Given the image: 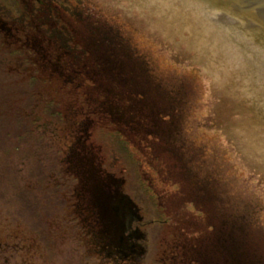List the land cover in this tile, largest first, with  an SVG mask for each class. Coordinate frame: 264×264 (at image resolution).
<instances>
[{"label":"trees","instance_id":"16d2710c","mask_svg":"<svg viewBox=\"0 0 264 264\" xmlns=\"http://www.w3.org/2000/svg\"><path fill=\"white\" fill-rule=\"evenodd\" d=\"M9 4L10 0H0V10ZM12 4L13 17L7 19L12 24L0 15V37L19 68L25 69L19 78L30 91L26 106L33 110L35 101L46 113L54 111L51 119L59 127L60 154L93 157L98 168L109 172L95 134L111 132L118 155L125 161L132 149L144 175L151 174L147 189L140 188L145 195L136 203L142 215H147L142 206L147 199L148 211L157 212L154 218L147 215L157 225V233L150 232L153 264H264V183L234 145L210 128L215 107L208 82L196 81L169 51L119 17L102 16L97 10L90 17L74 14L76 9L67 13L70 7L61 0L45 2L44 7L37 4L32 11L22 0ZM72 21L78 24L72 26ZM21 107L15 118L19 123L20 117L26 138L32 135L28 143L35 145L29 157H36L34 151L44 139L33 129L34 115L21 114ZM65 109L67 113H61ZM37 164L44 165L40 157ZM117 176L129 183L122 174ZM52 194L53 200L46 198L52 215L57 198L71 215L70 237L76 232L81 244H90L97 224L94 209L78 208L72 192ZM187 205L203 217L201 222L193 220L196 226L183 217L184 235L179 240L175 220L186 213ZM163 213L170 216L164 218ZM51 217L61 221L62 209ZM43 229L40 236L48 235V226Z\"/></svg>","mask_w":264,"mask_h":264},{"label":"water","instance_id":"95a60500","mask_svg":"<svg viewBox=\"0 0 264 264\" xmlns=\"http://www.w3.org/2000/svg\"><path fill=\"white\" fill-rule=\"evenodd\" d=\"M84 1L200 68L215 107L210 128L264 182V0Z\"/></svg>","mask_w":264,"mask_h":264},{"label":"rangeland","instance_id":"374dc122","mask_svg":"<svg viewBox=\"0 0 264 264\" xmlns=\"http://www.w3.org/2000/svg\"><path fill=\"white\" fill-rule=\"evenodd\" d=\"M42 1L52 2L55 0ZM61 1L70 7V10L65 11L67 13H71V10L75 9L77 12L74 14L85 13L89 14V17L91 16L90 13H98L90 3L84 0ZM10 3L11 5L9 4V6L13 7L14 4L12 3H14V0H10ZM44 6L45 5H41L40 7ZM11 7H8V9L2 7V10H0V15L6 20H12L13 16L10 13ZM21 7L22 4H18L16 8L21 9ZM8 22L12 24L11 21ZM72 24V26H76L78 22L72 21ZM9 51H11V49L4 44L2 37H0V243L5 242L8 248V246L13 243V237L18 232L21 237L30 236L36 239L33 245L35 249L37 248L39 255L36 254L31 256L33 253L27 254L25 252V256H23L21 254L24 253V251H21L18 255H13L11 253L13 250L7 249L5 251V256L0 252V264H98V259L92 255L90 250V248L95 246L94 241L90 244H86L85 248H83L85 244H81L82 239H75L76 232L73 233L72 239L70 238V228H68L67 233V225L63 218L61 221L52 220V209L48 203H46L47 196L41 186L42 183H46V174L43 173L46 172V168L40 164L34 165V163L38 161L39 157H45V162L48 163L49 159L46 157L50 156V154L56 150L57 146L49 145L46 137L44 140H41L42 144L38 142L36 150L34 151L36 157H29L31 155V148L35 143H28L32 135L26 138L27 134L20 124V117L19 123H17L15 112L22 106L19 111L21 114L34 115L33 119L35 120V125L33 129H35L34 131L38 134L39 138L43 137L44 129H41L40 133L38 132L36 128V122L39 121L38 118H41L43 125H51L54 129L59 127L58 124L51 119V115L54 111H48V113H46L47 110L41 108L35 101L34 103L36 105L33 110H30L31 108L26 106L25 102L28 104L27 97L30 91L28 90L27 83L22 82L19 78V72H23L25 69L19 68L16 64L17 61L9 55ZM189 75L198 82H205L198 66H192ZM57 96L60 97L61 94L57 93ZM34 99L36 100L37 98ZM61 103L63 105V101ZM23 104L25 105L23 106ZM64 112L66 114L67 110L65 109V111L61 113ZM51 121L52 123H50ZM66 124H68L67 119L64 117L63 127H66ZM95 142L97 145L99 144L103 147L102 154L105 158V165L109 170L122 174L129 180L133 179L129 194L136 202H139L137 198L144 194V191H140V188H142L143 185V187L147 189V179L152 178L151 174H149V176L144 175L140 168V161L138 157L135 156L132 149H129L130 158L125 161L124 158H121L120 155L115 152V150L119 152V147L113 146L115 138L114 134H111V132L105 133L104 135L96 133ZM44 144H46L45 150L44 148L42 149ZM57 158L60 162L53 161L58 165L54 172L59 175L61 174L62 177L68 164H66L67 161L62 159L63 156L60 153ZM127 162L129 166L125 164ZM61 167H64V171ZM126 167L127 169H125ZM17 174L19 178L23 175L22 183H20ZM35 180L36 183L38 182L37 188H41V190L35 189L37 192L33 194ZM60 188V184L54 187V191L57 190L56 193L58 195L61 194ZM149 194L152 195L151 193ZM60 205L61 204L57 203V206H54L55 208L58 207L55 209L54 214L59 210V207L63 210ZM148 205L147 199V203L142 205L144 211L147 215L150 213L149 218H154L157 212L153 209L148 211ZM184 209L186 213L183 214L182 217L191 218L192 220L199 219L200 222L202 221L201 218L203 215L195 207L187 205ZM18 215H20V218L17 217ZM168 216H170V214L163 213L164 218ZM18 223L20 224L19 228H17ZM67 224L69 226L72 225L69 220ZM45 225L49 228V234L47 235L44 233V235L40 236V232H45L43 229ZM155 226L157 225L150 228V232L153 234L157 233ZM190 230H193V228ZM66 235H68V238ZM78 243H80L81 246H79Z\"/></svg>","mask_w":264,"mask_h":264},{"label":"flooded vegetation","instance_id":"af4514ba","mask_svg":"<svg viewBox=\"0 0 264 264\" xmlns=\"http://www.w3.org/2000/svg\"><path fill=\"white\" fill-rule=\"evenodd\" d=\"M22 1L30 11L37 7V3L40 5L44 4L41 0ZM0 26L4 27L3 18H0ZM41 129H44L43 134L47 137L49 145L55 146L60 144L59 134L51 125L39 124L37 130L40 131ZM68 148V146L65 148L66 153H68ZM59 149L60 148L57 147L56 150L50 154L48 163L44 165L46 172L43 173L46 174V183H42L41 186L43 187L45 184L48 186L44 188L48 189L44 193L49 197V192L51 190L54 192V187L60 184L62 187V195L69 196L72 192V196H74L75 199L77 197L78 208L84 210L85 206L88 205L91 210L94 209L92 219L95 221L97 218V221H95L97 224L93 230L94 235L91 239L94 241L95 245L93 246V253L98 257L99 264H153L156 259L151 253L152 240L149 231L154 221L149 220V218L142 215L141 212H135L136 208L129 201L122 178L114 176L115 172L113 171L108 170L109 172H107L104 170L103 172L102 168H98L95 165V159L93 157L86 158L80 155L72 158L68 155L65 156L63 160L67 161V163H65L68 164V166L65 168L66 172L63 169L64 167H61L64 171L61 177V174L59 175L54 172L58 166L54 162H60L57 158V155L60 153ZM42 160L45 161V158ZM69 163L72 165L71 169ZM70 172L73 175H71ZM22 176L19 178L20 183H22ZM34 184L33 194L37 192L35 189L38 182L36 183L35 180ZM70 187L73 188L70 189ZM92 199H94V203ZM63 210L65 214L64 222L67 225L68 233V210L64 206ZM17 217L20 218V215ZM138 218L140 220H138ZM192 222L191 224L196 226L193 220ZM184 223L185 221L182 216H179V218L175 220V226L179 229V233H177V239L179 240H181L184 235ZM19 226L20 224L18 223L17 228H19ZM16 235L13 237V243H11L8 248L5 242L1 243L3 250L1 254L5 256V251L11 249L13 250V252H11L13 255H18L21 251H24V253L21 254L23 256H25V252L27 254L33 253L31 256L36 255L33 245L36 239L30 236L21 237L18 232ZM66 237L68 238V235H66ZM83 248H85V245Z\"/></svg>","mask_w":264,"mask_h":264}]
</instances>
